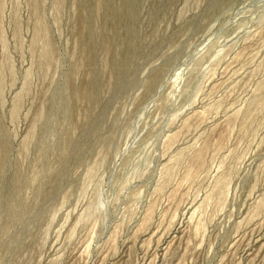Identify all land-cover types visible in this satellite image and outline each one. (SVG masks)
<instances>
[{
  "label": "rangeland",
  "instance_id": "rangeland-1",
  "mask_svg": "<svg viewBox=\"0 0 264 264\" xmlns=\"http://www.w3.org/2000/svg\"><path fill=\"white\" fill-rule=\"evenodd\" d=\"M263 245L264 0H0V264Z\"/></svg>",
  "mask_w": 264,
  "mask_h": 264
},
{
  "label": "bare ground",
  "instance_id": "bare-ground-1",
  "mask_svg": "<svg viewBox=\"0 0 264 264\" xmlns=\"http://www.w3.org/2000/svg\"><path fill=\"white\" fill-rule=\"evenodd\" d=\"M257 238V237H256ZM256 238H255V240H256ZM258 239V238H257ZM262 240V239H261ZM253 241H254V239H253ZM263 241V240H262ZM258 244V243H257ZM256 245V244H255ZM264 246V245H263ZM252 247V246H251ZM254 248V247H253Z\"/></svg>",
  "mask_w": 264,
  "mask_h": 264
}]
</instances>
